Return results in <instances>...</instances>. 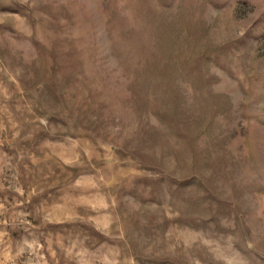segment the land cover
<instances>
[{"label": "rangeland", "instance_id": "1", "mask_svg": "<svg viewBox=\"0 0 264 264\" xmlns=\"http://www.w3.org/2000/svg\"><path fill=\"white\" fill-rule=\"evenodd\" d=\"M0 264H264V0H0Z\"/></svg>", "mask_w": 264, "mask_h": 264}]
</instances>
